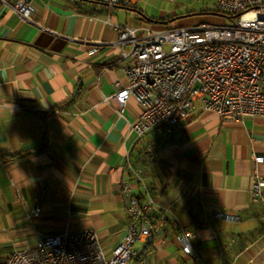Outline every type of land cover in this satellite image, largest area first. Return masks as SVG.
Listing matches in <instances>:
<instances>
[{
    "label": "crops",
    "instance_id": "crops-1",
    "mask_svg": "<svg viewBox=\"0 0 264 264\" xmlns=\"http://www.w3.org/2000/svg\"><path fill=\"white\" fill-rule=\"evenodd\" d=\"M142 1L33 0L40 26L0 2V264L43 234L86 227L110 254L128 219L123 183L148 192L162 221L135 244L141 264H264V204L251 198L253 168L264 177V117L226 120L196 101L172 133L138 136L130 123L140 105L111 97L132 62L118 26L146 35L177 16L148 14ZM188 20L178 26L195 24ZM36 197L41 209L30 216ZM180 226L194 234L195 263L181 250Z\"/></svg>",
    "mask_w": 264,
    "mask_h": 264
},
{
    "label": "built area",
    "instance_id": "built-area-1",
    "mask_svg": "<svg viewBox=\"0 0 264 264\" xmlns=\"http://www.w3.org/2000/svg\"><path fill=\"white\" fill-rule=\"evenodd\" d=\"M109 7L115 3L134 4L137 0H99ZM24 21L40 26L32 18L33 0H0ZM221 15L234 18L231 23L198 22L148 31L138 35L127 25L118 26V42L129 44L132 62L124 67L128 84L112 94L122 107L129 96L140 105L138 119L130 123L138 136L158 128L170 134L180 121L186 120L196 101L221 118L239 121L246 116L264 117V0H215ZM93 45L91 52L97 50ZM257 164L262 160L254 155ZM1 161V156H0ZM252 201L264 204V177L253 168ZM128 219L125 234L107 254L94 228L43 234L28 247L11 250L2 264H141L135 244L150 235L154 226L162 228V221L152 216L154 198L131 193L123 183ZM36 197L30 216L40 211ZM216 217L235 220L237 216L223 211ZM188 226H180L178 235L184 254L192 253ZM138 257V258H137Z\"/></svg>",
    "mask_w": 264,
    "mask_h": 264
},
{
    "label": "rangeland",
    "instance_id": "rangeland-1",
    "mask_svg": "<svg viewBox=\"0 0 264 264\" xmlns=\"http://www.w3.org/2000/svg\"><path fill=\"white\" fill-rule=\"evenodd\" d=\"M214 2L215 0H143L141 4L142 6L146 5L148 14H155V16H158L157 14L159 8H164L166 10L175 8L177 15H185L188 13H192L191 11L196 10L192 15L177 17L173 20H169L170 15H167L165 19L167 20L166 24H161L166 27L178 26V23H181V21L184 20H186L187 22L189 18L194 20L195 24L198 22H211L217 24L233 22L234 18H231L228 15H221L222 13L216 10Z\"/></svg>",
    "mask_w": 264,
    "mask_h": 264
},
{
    "label": "trees",
    "instance_id": "trees-1",
    "mask_svg": "<svg viewBox=\"0 0 264 264\" xmlns=\"http://www.w3.org/2000/svg\"><path fill=\"white\" fill-rule=\"evenodd\" d=\"M205 10H206V9H205ZM191 12H192V14L195 13V11H191ZM171 17H172V16H171ZM171 17H169V19H170ZM160 22H162V21H160ZM23 152H25V151H23ZM22 154H23L22 152H18V153L15 154V156H16V157H21ZM25 154H27V153H25ZM153 221H154V220H153ZM155 222H156V221H154V223H155ZM188 255H190V256L193 257V260H194V263H195L196 260H195V257L193 256V254L191 253V254H188ZM137 258H138V257H137Z\"/></svg>",
    "mask_w": 264,
    "mask_h": 264
},
{
    "label": "water",
    "instance_id": "water-1",
    "mask_svg": "<svg viewBox=\"0 0 264 264\" xmlns=\"http://www.w3.org/2000/svg\"><path fill=\"white\" fill-rule=\"evenodd\" d=\"M189 14H192V13H188L187 15H189ZM185 15H186V14H185ZM181 16H184V15H177L176 17H173L172 20L175 19V18H177V17H181ZM170 19H171V18H170ZM162 22L166 23L167 20H163Z\"/></svg>",
    "mask_w": 264,
    "mask_h": 264
}]
</instances>
